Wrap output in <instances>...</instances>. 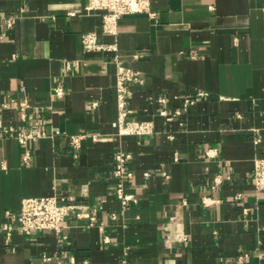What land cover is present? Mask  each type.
Here are the masks:
<instances>
[{
	"label": "crops",
	"instance_id": "1",
	"mask_svg": "<svg viewBox=\"0 0 264 264\" xmlns=\"http://www.w3.org/2000/svg\"><path fill=\"white\" fill-rule=\"evenodd\" d=\"M90 1L0 0V264H264V191L254 183L264 157V0H152L155 18L121 17L116 35ZM87 33L118 50H85ZM116 55L145 77L129 118L152 122L150 134L119 133ZM25 99L26 120L15 105ZM42 117L49 135L25 163L2 128ZM79 134L88 136L74 149ZM119 149L132 154L126 192L136 200L126 206L113 176ZM47 195L85 206L65 221L64 242L52 230L7 241L6 211Z\"/></svg>",
	"mask_w": 264,
	"mask_h": 264
},
{
	"label": "built area",
	"instance_id": "2",
	"mask_svg": "<svg viewBox=\"0 0 264 264\" xmlns=\"http://www.w3.org/2000/svg\"><path fill=\"white\" fill-rule=\"evenodd\" d=\"M152 0H91L87 6L88 10L97 9L102 11L103 15V30L106 33L116 35L118 33L119 19L124 16L147 13L149 17L155 18L156 12L151 8ZM70 15H76V11H71ZM9 24L14 23V18L9 17L7 19ZM84 48L87 51L107 49L117 51L118 47L116 43L113 44H101L98 42L97 36L94 33H87L83 36ZM196 57V54L192 55ZM119 57L116 55L117 62V100L119 106V115L117 124L120 134H133L144 135L150 134L153 130V124L149 121H137L130 119L129 116L133 110L131 108V99L134 94V87L142 85L145 82V77L138 69L123 65L118 62ZM56 95L62 97L65 90L62 86L57 87ZM199 96L206 95V93H199ZM196 96L187 98L185 100V108L196 102ZM162 102L165 99H161ZM20 110L22 118L24 120L28 117V111L32 107L30 101L25 99L21 104H15ZM97 105V102L92 104ZM8 103H3V107L7 108ZM181 111H177V114ZM161 114L167 119L171 120L168 111L165 109ZM45 118H39L36 122L32 123L28 127L22 129H16L13 126H4L2 132L6 135H13L23 146L24 154L23 160L25 163H30L32 160V147L31 143L37 142L39 139L48 136V132L43 128L47 124ZM87 134H79L71 137V146L74 149L80 147L81 142L85 139ZM94 140H99L101 137L98 135H92ZM212 156L211 152H208ZM132 158V154L124 149H119L115 153V168L113 170V176L116 180L115 192L121 203L126 206L130 201H135V197L126 192V184L133 178V173L129 168V161ZM5 168V166H3ZM169 177L167 173H164ZM149 175V173H147ZM222 182V176L217 175L214 179L213 189H216ZM254 183L255 187L259 191H264V157H258L255 159L254 169ZM205 205L210 203L205 199ZM84 205L76 203L73 198L60 196V195H47L38 197H27L22 200L21 209L18 212L6 211L12 219V225L4 227L6 239L10 241L14 231H18L24 234H32L38 231L52 230L57 234L59 242H64V228L67 218L74 213L77 217H84ZM115 218V215H114ZM94 217L91 220L94 221ZM52 256L45 255L44 260H52ZM73 259L67 261L58 260V264H72ZM121 264H128L126 259H123Z\"/></svg>",
	"mask_w": 264,
	"mask_h": 264
}]
</instances>
